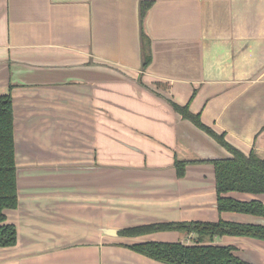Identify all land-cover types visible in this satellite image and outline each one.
Here are the masks:
<instances>
[{
    "label": "crops",
    "instance_id": "obj_1",
    "mask_svg": "<svg viewBox=\"0 0 264 264\" xmlns=\"http://www.w3.org/2000/svg\"><path fill=\"white\" fill-rule=\"evenodd\" d=\"M8 92L18 205L5 216L17 242L0 247V264H167L128 245L197 235L118 231L219 219L264 226L262 216L217 209L213 161L231 153L171 105L264 159V0H0ZM175 160L187 162L181 176ZM224 195L264 205V193ZM204 244L264 264L262 239Z\"/></svg>",
    "mask_w": 264,
    "mask_h": 264
},
{
    "label": "trees",
    "instance_id": "obj_2",
    "mask_svg": "<svg viewBox=\"0 0 264 264\" xmlns=\"http://www.w3.org/2000/svg\"><path fill=\"white\" fill-rule=\"evenodd\" d=\"M145 68L150 60L148 41L142 39ZM171 102V101H170ZM175 111L182 117L190 119L199 128L213 136L230 153L231 157L213 161L215 169V188L217 209L233 211L264 217V205L258 200L240 201L224 194L230 191L264 193V159L253 152L248 155L228 144L223 136L216 134L204 125L197 114L189 111L188 106L171 102ZM14 115L10 92L0 94V247L14 246L17 242V231L13 224L6 222L5 210L14 209L18 205ZM186 161L175 160L178 176L183 175ZM158 230H179L197 235L194 244L181 242L146 241L128 245L132 250L149 258L167 264H252L239 256L232 245L204 244L205 238L215 235L249 236L264 240V226L219 219L217 221H179L150 223L119 230L126 236H136Z\"/></svg>",
    "mask_w": 264,
    "mask_h": 264
}]
</instances>
